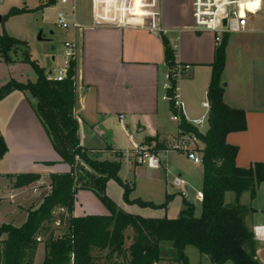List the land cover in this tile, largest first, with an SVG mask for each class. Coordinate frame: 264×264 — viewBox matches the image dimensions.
<instances>
[{"label": "crops", "instance_id": "obj_1", "mask_svg": "<svg viewBox=\"0 0 264 264\" xmlns=\"http://www.w3.org/2000/svg\"><path fill=\"white\" fill-rule=\"evenodd\" d=\"M22 2L26 4L27 0ZM38 3L39 6L32 11L46 7L45 0H38ZM76 16L83 27L69 30L71 38L68 40H75L78 46L74 113L79 123L80 144L92 159L120 160L121 178L135 186L136 175L145 166L131 156L126 129L138 141L153 143L154 146L157 139L167 143L179 132V124L171 119V104L162 97V84L168 70L164 38L176 46L177 61L190 65L178 86L185 116L193 121L209 113L204 102L208 101L207 92L218 47L214 33L193 28L194 0H77ZM253 27L254 30L241 33L264 35L263 24H253ZM232 49L229 34L227 63L222 75V83L225 82L224 100L232 107L246 110L248 127L244 131L231 132L227 140L239 147L237 164L249 168L255 162H264V72L260 69L249 77L243 74L238 79H228L226 73L229 51ZM53 56L55 62L58 56ZM46 72L50 74L53 70L46 68ZM17 91L20 90L13 91L5 98ZM15 95L18 96H14L11 113L0 131L8 146L4 156L5 169L0 173L32 172L42 177L23 188H14L13 178L6 175L0 177V212L6 215L5 219H0V226L4 223L21 226L28 217V211H23V208L33 206L37 199L40 204L42 192L50 189V174L71 170V166L54 148L30 96L27 93ZM122 114L125 116V127L120 121ZM165 155L162 156L163 160L166 159ZM127 165L131 171L126 170ZM147 169L153 177L162 178L163 168L162 172ZM177 175L188 182L186 190L189 197L184 199L193 202L190 197L195 198L196 192L202 190L203 173L200 187L194 186L192 180L182 172ZM172 179H165V187L167 196L173 197L181 192L173 189ZM106 192L126 212L142 217H164L143 216L132 211L123 201L124 189L114 179L108 181ZM11 193H16L12 199L9 198ZM16 198L22 201L13 204ZM197 201L200 207L202 201ZM240 201L255 209L246 216V223L254 231L258 258L264 264V182L259 185L254 199L249 192H244ZM193 203L197 210L198 203ZM109 213L108 207L92 190L80 189L76 194L74 215ZM5 237L3 235L1 238ZM42 247L43 244H40L36 259Z\"/></svg>", "mask_w": 264, "mask_h": 264}, {"label": "trees", "instance_id": "obj_2", "mask_svg": "<svg viewBox=\"0 0 264 264\" xmlns=\"http://www.w3.org/2000/svg\"><path fill=\"white\" fill-rule=\"evenodd\" d=\"M54 2L50 0L46 6ZM27 11L12 7L5 17ZM228 36L226 34L217 47L213 62L207 92L210 104L207 131L200 132L185 118L180 124L181 129L195 133L204 145L201 149L204 195L201 213L197 215L196 205L185 198L178 217L152 218L126 212L107 195V183L114 179L124 187L125 198L131 201L133 185L120 176L122 162L92 159L80 144L79 123L74 113L76 61H71L65 79L49 78L46 68L31 59L25 40L0 34L1 58L13 62L16 60L13 53L24 48L22 60L30 61L37 72L35 82L11 79L3 84L0 101L16 90L29 94L54 148L71 166L69 172L50 174V192L37 208L28 211L27 220L21 226L12 223L0 226V264H35L40 244L45 246L42 264H160L166 246L171 247L173 261L179 264H190L188 246L196 247L213 264L230 261L263 264L258 258L254 231L246 223V216L255 209L240 200L244 192H249L252 199L256 197L259 185L264 182V162H255L249 168L240 167L237 164L239 147L227 140L231 132L248 127L246 110L232 107L224 100L222 75L227 63ZM164 41L166 63L172 68L177 61L176 49L167 38ZM170 104L174 110L173 103ZM155 146L164 148L166 142L157 139ZM7 152L5 137L0 132V161ZM3 175L14 179V188L29 186L42 177L32 172L0 173V177ZM80 189L92 190L110 213L74 215L76 194ZM228 192L235 194L232 203L226 201ZM170 199L172 195L167 196L165 204ZM135 201L145 204L140 199ZM3 235L6 237L2 239Z\"/></svg>", "mask_w": 264, "mask_h": 264}, {"label": "rangeland", "instance_id": "obj_3", "mask_svg": "<svg viewBox=\"0 0 264 264\" xmlns=\"http://www.w3.org/2000/svg\"><path fill=\"white\" fill-rule=\"evenodd\" d=\"M23 4L22 0H5L4 2H0V16H2V20L0 21V34L7 33L19 39L25 40L28 43L31 59L36 61L40 66L52 69L53 73H56L60 69L61 56L64 55V42L71 38L70 31L62 28L58 24L57 10L59 5H50L46 6L43 10L38 9L36 11H32L39 6L38 0H27L26 4ZM15 6H24V8L29 11L5 17L9 10ZM252 21L256 26L262 25L263 15L260 14L259 16L253 17ZM41 31L44 40L38 39V35ZM51 31L53 32L52 34ZM250 41L254 43H249ZM53 46L55 49H53ZM231 46L233 49L229 51V66L226 73L228 79H238L243 74L249 77L260 69L264 72V35L257 33H231ZM23 50L24 48L20 47L17 54L13 53V56L16 59L13 62L4 61L0 56V87L11 79L21 82H35L37 80V72L33 64L30 61L22 60ZM53 55L58 56L56 62L52 60ZM22 92L17 91L15 94L26 93ZM15 94L0 102V131L3 123L11 113V108L15 101L14 96H18ZM30 99L33 101L31 96ZM151 146H154L153 143ZM165 157L166 159L162 162V166L164 167L161 166L159 168H151L148 164H143L145 167L142 172L139 171L137 173L135 186H133L129 195V199L131 201L125 198L124 187L115 180V182L124 189L123 201L132 211L139 212V214L143 216L158 215L164 217H178L184 206V196L177 193L173 195L172 199H170L167 204H165L167 200L165 179L170 180V178L172 179L179 172H182L186 177H189L194 186L200 187L201 176L203 173L201 164L193 163L187 159L185 152L178 150L168 152ZM133 159L135 158L133 157ZM5 164L6 158H4L0 163V171L5 169ZM81 164L85 166V168H89L82 161ZM147 168L160 170V172L163 171V173H161L162 178L153 177ZM162 168L165 171L162 170ZM126 170L131 171L129 165H127ZM4 183H6V180ZM44 187L47 186L45 185ZM49 192L50 189L42 192V201ZM234 196L235 194L233 192H228L226 201L228 203H232L234 201ZM138 199L144 201L145 204L135 201ZM190 199L193 200V202L198 203L196 212L197 215H200L201 206L199 207V202L195 198L190 197ZM20 201H22V199L16 198L13 200V204ZM39 201L40 200L37 199L36 202L33 203V206L27 205L23 208V211H29L31 208H37L42 203L41 202L39 204ZM37 204L39 205L36 206ZM5 216V213L1 211L0 219H5ZM55 226L58 227V225ZM131 241L132 240L129 239L128 244H130ZM165 249L166 250L163 252L164 259L160 264H179L173 261L174 253L171 247L166 246ZM186 253L190 258V264H213L207 255L201 254L194 246H188ZM44 255L45 246L43 244L41 251L39 250L38 252L35 264H42ZM227 264L234 263L230 261Z\"/></svg>", "mask_w": 264, "mask_h": 264}, {"label": "built area", "instance_id": "obj_4", "mask_svg": "<svg viewBox=\"0 0 264 264\" xmlns=\"http://www.w3.org/2000/svg\"><path fill=\"white\" fill-rule=\"evenodd\" d=\"M5 0H0L4 2ZM50 0H45L47 4ZM61 7L57 11V20L59 26L66 30L81 29L83 25L76 16L77 0H55ZM263 15L264 30V0H194V25L193 28L198 31H211L214 33V41L219 46L226 34L241 33L254 30L253 17ZM226 22L224 23V21ZM64 55L61 56L60 69L56 73H50L49 78L63 80L67 77L71 66V61L76 60L78 56V46L75 40H66L64 42ZM176 49V46H173ZM58 59V58H57ZM55 60V62L57 61ZM190 68L189 64L175 62L172 68L168 67L162 84V97L173 103L171 119L179 124L178 134L166 143V146L157 149L145 141H138L135 135L128 133L131 148L129 152L140 164H148L151 168L161 167L163 155L170 151L178 150L186 153L187 157L195 164H202L203 157L201 149L203 142L193 132H186L181 129L180 124L185 116L184 102L180 98L178 83ZM76 81V77H75ZM173 81L176 84H173ZM173 91V94H171ZM204 106L210 109L209 101L204 102ZM209 114V113H208ZM208 114L200 119L189 121L200 132H206L208 128ZM124 115H120V121L125 127ZM188 182L180 175H175L172 179L173 189L180 191L188 198L186 190ZM16 193H11L9 198H14ZM203 191L196 192V199L203 200Z\"/></svg>", "mask_w": 264, "mask_h": 264}, {"label": "water", "instance_id": "obj_5", "mask_svg": "<svg viewBox=\"0 0 264 264\" xmlns=\"http://www.w3.org/2000/svg\"><path fill=\"white\" fill-rule=\"evenodd\" d=\"M2 20V16H0V21ZM226 22V20L224 21V23ZM53 32L51 31V34H52ZM38 39L39 40H44V37H43V34H42V31L39 33V35H38ZM53 49H55V47L53 46ZM53 59H55V57L53 56ZM224 85H226V84H224Z\"/></svg>", "mask_w": 264, "mask_h": 264}]
</instances>
